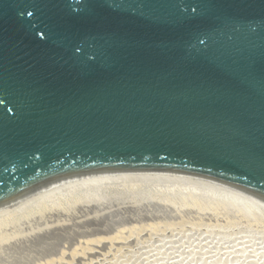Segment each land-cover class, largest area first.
Segmentation results:
<instances>
[{
  "label": "water",
  "instance_id": "1",
  "mask_svg": "<svg viewBox=\"0 0 264 264\" xmlns=\"http://www.w3.org/2000/svg\"><path fill=\"white\" fill-rule=\"evenodd\" d=\"M102 172L264 199V0H0V204Z\"/></svg>",
  "mask_w": 264,
  "mask_h": 264
},
{
  "label": "bare ground",
  "instance_id": "2",
  "mask_svg": "<svg viewBox=\"0 0 264 264\" xmlns=\"http://www.w3.org/2000/svg\"><path fill=\"white\" fill-rule=\"evenodd\" d=\"M217 202L220 204L218 205ZM215 206H220L219 209L225 206V209L230 210V212L232 211L231 215H235L231 218V221H228V223H231L232 225L237 224V228L233 230V234L235 235H231V237L233 236L235 239L237 236L240 237V235H244L243 237H251V239L258 241L257 243L254 242L253 246H250L248 250L246 249V253L245 250L241 253L242 246H240V243H238V246L234 244L236 245L234 246V248L236 247L235 251L241 253L240 257H242V259L245 257L247 258L249 252H254L255 248H257L256 251L259 252L258 256L255 257L254 260H246L245 258L246 263L244 264H264V199L248 191L233 188L225 184L126 172H102L73 177L47 188L0 204V247L5 246L7 240L11 237H16L17 233H21L22 231L28 232L27 234L32 236V232H34L33 230H39V227L41 226L43 228H51L58 232L63 231L64 228L67 230L66 227L69 225L68 220L74 216L78 224H81L80 226L84 229L75 233L79 235H87L82 238L84 241L82 246L85 248L95 247V245H90V243L99 245L106 241L109 242L116 237L123 238L131 236L132 231L128 235L125 234L127 236H123L120 233V236L116 234L112 235L111 233L112 236L109 233L110 236L106 235V227L102 226V228H98L99 230L95 229L98 225V221L96 220L97 216L80 221V219L85 217L83 213H95L99 216L101 222L102 219L110 220L109 217L111 218L112 214L125 211L126 209H128V211L130 210V212H137L136 208L138 207H154L162 211L167 217H175L177 220L185 217L186 219L184 220H186V223L184 226L178 225V229L180 230L183 227H186V225H188L189 228L196 227L199 230L202 229L204 232H207L206 236H208L203 240L204 242L210 241L209 235L213 234L215 230H219V232L224 234H221L224 237L222 239H229L230 236L225 232L227 229H224L223 227L221 229L217 228L220 224L216 219V210H218V208H214ZM75 212H77V215H75ZM203 215H205V217ZM210 215L212 218L208 219ZM163 221L164 219L161 222L159 221L161 225ZM183 222L184 221L181 223ZM146 223L144 221L141 226H145ZM170 223H172V221H170ZM165 224H168L167 221H164L163 225ZM92 226H94V229H89V227L91 228ZM70 228L72 227L70 226ZM45 231H49V229ZM98 231L103 232L99 233ZM95 234L103 235L93 237L92 235ZM23 235L24 234L21 236ZM77 240L79 241V239ZM62 243L60 251L64 249L62 246L66 244L64 241ZM250 243L252 242L250 241ZM48 245L50 248L52 243ZM229 245L231 244L229 243ZM54 250L57 251L56 248H54ZM229 252H231V250ZM238 253L236 254L237 256L239 255ZM234 254L233 257H236ZM48 256L51 255L48 254ZM233 257L231 258L232 261L234 260ZM238 259L236 260L238 261ZM204 261L205 260H203V262ZM237 261H234L233 263H241L239 261V263H237Z\"/></svg>",
  "mask_w": 264,
  "mask_h": 264
},
{
  "label": "rangeland",
  "instance_id": "3",
  "mask_svg": "<svg viewBox=\"0 0 264 264\" xmlns=\"http://www.w3.org/2000/svg\"><path fill=\"white\" fill-rule=\"evenodd\" d=\"M219 204L220 203H218V205ZM147 207H138L136 208L137 212H130V210L128 211V209H126L125 211L121 210L122 212L112 214L114 217L111 215V218L109 217L110 220L102 219L101 222L97 214L89 212L83 213L85 217L80 219V221L86 220V218H93L94 216H97L96 220L98 221V225L95 227V229L99 230V227H106V232L104 231L105 233H107L106 235H109L111 233L112 235L116 234L120 236L121 234L123 236H127L132 231L131 236L123 238L116 237L113 239L114 241H106L104 243H100L99 245L90 243V245H95V247L85 248L84 246H82V243L84 242L82 238L86 234L79 235L75 233L77 231L84 230L80 226L81 224L79 225L77 220H75V216L73 218H69L68 223L72 228H70V226L68 225L66 227L67 230L64 228L63 231L58 232L48 227H44L46 228L44 229L41 226L42 228L39 227V230H33L34 232H32V236L27 234L28 232L22 231L21 233H17L16 237L14 236L7 240V245L5 244V246L0 247V264H234L233 262H236V259L238 258L240 259H238V261L241 263H239L238 261L237 263L244 264L246 263V257L242 259V257H240V254L243 253L244 250L246 253L248 248H250V246H253L254 242H258L257 240L251 239V237L247 238V236H245V238L243 237L244 235H240V237L237 236V238H235L236 240L233 238V236L231 237V235H235L233 234V230L237 228V224L232 225L231 223H228V221H231V218L235 215H231L232 211L230 212V210L225 209V206L221 207V209H219L220 206L214 207L218 208V210H216V219L221 226H218L217 228L221 229L223 227L224 229H227L225 230V232L228 236H230V238H226L225 240L222 239L224 238V234L222 232H219V230H215L216 233L213 232V234L209 235V242L203 241L208 236H206L207 232H204V230L202 229H200V231L196 227L189 228L188 225L180 229L182 231L178 229V225L184 226V224L186 223V220H184L186 219L185 217H182L180 219L181 222L184 221L183 223H181L180 220H177L175 217H167L162 211L157 208ZM75 215H77V212H75ZM203 216L205 217V215ZM132 218L135 219L133 220ZM211 218L212 216L210 215L208 219ZM163 219L164 221H167L168 224L163 225V221L161 225L160 222ZM143 220L145 221V223L147 222L145 226H141V224L144 223ZM170 221H172V223H170ZM72 224L77 225L73 226ZM93 227L94 226H92L91 228L89 227V229H92ZM48 229L49 231H45ZM98 232L102 233L103 231ZM20 234L24 235L21 236ZM102 235L95 234L92 236L98 237ZM72 238L74 239V242ZM76 238L79 239V241ZM231 239L232 242L234 241L233 243L231 242ZM62 240L66 242V244L62 246L64 247V249L62 248L63 250L61 249L62 251H60L61 245L63 244ZM221 240L224 241L222 242ZM250 241L252 243H250ZM49 242L52 243L54 247L51 245L49 248ZM229 243L231 245H229ZM238 243H240V246H242L241 253L235 251L236 247L234 248V246H238ZM54 248H56L57 251L54 250ZM256 249L257 248H255L254 252H249L246 260H254L255 257L258 256L259 252L256 251ZM228 250H231L233 254L235 252L234 255L238 253L239 257L236 255V257L234 256V258L233 254ZM53 253L57 254L55 255ZM48 254L51 256H48ZM232 257L234 259L233 261L231 259ZM203 260H205L206 262H203Z\"/></svg>",
  "mask_w": 264,
  "mask_h": 264
}]
</instances>
